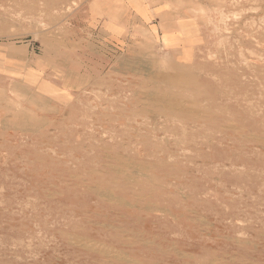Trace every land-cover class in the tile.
<instances>
[{
    "label": "rangeland",
    "instance_id": "1",
    "mask_svg": "<svg viewBox=\"0 0 264 264\" xmlns=\"http://www.w3.org/2000/svg\"><path fill=\"white\" fill-rule=\"evenodd\" d=\"M124 1L0 0V264H264V0H140L145 24ZM116 14L119 43L100 28ZM41 75L73 90L40 95Z\"/></svg>",
    "mask_w": 264,
    "mask_h": 264
},
{
    "label": "bare ground",
    "instance_id": "2",
    "mask_svg": "<svg viewBox=\"0 0 264 264\" xmlns=\"http://www.w3.org/2000/svg\"><path fill=\"white\" fill-rule=\"evenodd\" d=\"M261 1V0H260ZM255 4V3H254ZM261 17V16H260ZM256 20H257V18H256ZM264 26V25H263ZM35 34V33H34ZM254 35V34H253ZM261 36V35H260ZM264 36V35H263ZM250 37V36H249ZM262 38V37H261ZM264 39V38H263ZM258 40V39H257ZM166 41H167V39L163 36V39H162V43L163 44H161V46L162 45H165V43H166ZM252 41V40H251ZM248 42V41H247ZM254 42V41H253ZM262 42H263V40H262ZM255 43H257V42H255ZM239 44V43H238ZM253 45V44H252ZM251 47V46H250ZM256 47H257V45H256ZM238 48V47H237ZM260 49V48H259ZM235 50V49H234ZM264 51V50H263ZM237 52V51H236ZM246 54V53H245ZM264 54V53H263ZM239 56V55H238ZM247 56V55H246ZM250 56V55H249ZM228 57V56H227ZM255 57V56H254ZM199 58V57H198ZM236 58V57H235ZM251 58V57H250ZM256 58V57H255ZM231 59V58H230ZM233 59V58H232ZM245 59V58H244ZM260 59V58H259ZM262 59V58H261ZM215 60V59H214ZM161 61V60H160ZM198 61V60H197ZM228 61V60H227ZM263 61V60H262ZM214 63V62H213ZM228 63V62H227ZM255 63V62H254ZM201 64H203V63H201ZM239 64V63H238ZM264 64V63H263ZM163 66V65H162ZM226 66V65H225ZM224 66V67H225ZM239 67V66H238ZM237 67V68H238ZM258 67V66H257ZM262 67V66H261ZM196 69V68H195ZM197 69H199V68H197ZM157 70V69H156ZM256 70H259V68L258 69H256ZM190 71H192V70H190ZM202 71V70H201ZM211 71V70H210ZM238 71V70H237ZM161 73H163V72H161ZM165 73V72H164ZM206 73V72H205ZM218 73V72H217ZM263 74V73H262ZM155 75H156V73H155ZM159 75H161V74H158L156 77H154V78H159L158 76ZM195 75V74H194ZM206 75V74H205ZM254 75V74H253ZM162 76H163V74H162ZM166 76V75H165ZM171 76H173V75H171ZM164 77V76H163ZM192 77H194V76H192ZM235 77V76H234ZM233 77V78H234ZM262 77V76H261ZM232 78V77H231ZM120 79V78H119ZM160 79V78H159ZM161 79H162V77H161ZM194 79V78H193ZM192 79V80H193ZM196 79V78H195ZM242 79V78H241ZM263 79V78H262ZM187 80H188V78H187ZM192 80H190V81H192ZM219 80V79H218ZM189 81V82H190ZM258 81V80H257ZM262 81V80H261ZM5 82V81H4ZM184 82H186V81H184ZM3 83V82H2ZM146 83V82H145ZM183 83V82H182ZM194 83V82H193ZM232 83V82H231ZM262 83H264V81L262 82ZM73 84V83H72ZM120 84V83H119ZM176 84V83H175ZM186 84V83H185ZM188 84V83H187ZM124 85V84H123ZM135 85V84H134ZM179 85V84H178ZM182 85H184V84H182ZM135 87V86H134ZM209 87V86H208ZM246 87V86H245ZM210 88V87H209ZM240 90V89H239ZM252 90V89H251ZM198 91V90H197ZM6 93V92H5ZM213 93V92H212ZM236 94V93H235ZM258 94V93H257ZM179 95V94H178ZM153 96V95H152ZM151 96V97H152ZM155 96V95H154ZM150 97V96H149ZM216 97V96H215ZM251 97V96H250ZM137 98V97H136ZM156 98V100L157 101H161V100H163V98H162V95L161 96H158V97H155ZM206 98V97H205ZM214 98V97H213ZM212 98V99H213ZM222 98V97H221ZM197 99V98H196ZM251 99H253V98H251ZM258 99V98H257ZM151 100V99H150ZM154 100V99H153ZM177 100V99H176ZM179 100V99H178ZM186 100V99H185ZM200 100V99H199ZM218 99H216V101H217ZM241 100V99H240ZM143 101V100H142ZM173 101V100H172ZM181 101V100H180ZM198 101V100H197ZM195 102V101H194ZM224 102V101H223ZM239 103H241L240 101H238ZM195 103H197V102H195ZM194 103V104H195ZM257 103V102H256ZM263 103V102H262ZM170 104H172V103H170ZM174 104V103H173ZM210 104V103H209ZM226 104V103H225ZM228 104V103H227ZM242 104V103H241ZM181 105V104H180ZM202 105H203V103H202ZM243 105V104H242ZM254 105H256L255 104V102H254ZM100 106V105H99ZM165 106V105H164ZM89 107H91V106H89ZM171 107H173V106H171ZM175 107V106H174ZM256 107V106H255ZM258 107V106H257ZM93 108V107H92ZM178 108V107H177ZM179 108H181V107H179ZM216 108V107H215ZM144 109V108H143ZM199 109V108H198ZM208 109V108H207ZM236 109V108H235ZM254 109V108H253ZM89 110V109H88ZM138 110H139V108H138ZM186 110V109H185ZM196 110H197V108H196ZM240 110V109H239ZM259 110V109H258ZM145 111V110H144ZM158 111V110H157ZM188 111V110H187ZM208 111H210V110H208ZM246 111V110H245ZM92 112V111H91ZM146 112V111H145ZM164 112V111H163ZM227 112V111H226ZM225 112V113H226ZM233 112V111H232ZM214 113H217V112H214ZM218 113H220V112H218ZM234 113V112H233ZM263 113V112H262ZM125 114V113H124ZM189 114H191V113H189ZM235 114V113H234ZM254 114V113H253ZM248 115V114H247ZM262 115V114H261ZM171 116V115H170ZM181 116V115H180ZM211 116V115H210ZM223 116H224V113H223ZM243 116H244V114H243ZM251 116V115H250ZM172 117V116H171ZM204 117V116H203ZM259 117V116H258ZM262 117V116H261ZM178 118V117H177ZM211 118V117H210ZM223 118V117H222ZM224 118H225V116H224ZM230 118V117H229ZM254 118V117H253ZM263 118V117H262ZM166 119V118H165ZM171 119V118H170ZM174 119V118H173ZM180 119V118H179ZM218 119V118H217ZM228 119V118H227ZM248 119V118H247ZM189 120V119H188ZM245 120V119H244ZM249 120H251V119H249ZM255 120V119H254ZM6 121V120H5ZM172 121V120H171ZM170 121V122H171ZM187 121V120H186ZM225 121V120H224ZM223 121V122H224ZM252 121V120H251ZM257 121V120H256ZM255 121V123H258V122H256ZM261 121H263V120H261ZM172 123H174V122H172ZM222 123V122H221ZM43 124V123H42ZM224 124V123H223ZM237 124V123H236ZM251 124H253V123H251ZM179 125V124H178ZM243 125V124H242ZM263 125V124H262ZM153 126V125H152ZM212 126V125H211ZM226 126V125H225ZM228 126V125H227ZM234 126V125H233ZM239 126V125H238ZM159 127V126H158ZM170 127H171V125H170ZM248 127V126H247ZM191 128V127H190ZM159 129H161V128H159ZM222 129V128H221ZM242 129V128H241ZM251 128H249V130H250ZM260 129V128H259ZM261 129H263V128H261ZM260 129V130H261ZM171 130V129H170ZM223 130H225V129H223ZM246 130V129H245ZM248 130V129H247ZM252 130V129H251ZM183 131V130H182ZM231 131V130H230ZM234 131H236L235 129H234ZM5 132V131H4ZM219 132V131H218ZM232 132V131H231ZM251 132V131H250ZM192 133V132H191ZM264 133V132H263ZM1 134V133H0ZM249 134H251V133H249ZM248 134V135H249ZM253 134V133H252ZM3 135V134H2ZM192 135V134H191ZM243 135H245V134H243ZM247 135V134H246ZM11 136V135H10ZM188 136V135H187ZM260 136V135H259ZM261 136H263V135H261ZM90 137V136H89ZM94 137V136H93ZM197 137V136H196ZM251 137V136H250ZM189 138V137H188ZM246 138V137H245ZM5 139V138H4ZM190 139V138H189ZM203 139V138H202ZM231 139V138H230ZM236 139V138H235ZM258 139V138H257ZM261 139V138H260ZM144 140V139H143ZM152 140V139H151ZM214 140H215V138H214ZM216 140H218V139H216ZM237 140V139H236ZM255 140V139H254ZM150 141V140H149ZM238 141H239V139H238ZM244 141V140H243ZM257 141V140H256ZM8 142V141H7ZM152 142V141H151ZM144 143H146V142H144ZM159 143V142H158ZM233 143V142H232ZM91 144V143H90ZM107 144H109V143H107ZM147 144V143H146ZM165 144V143H164ZM245 144V143H244ZM243 144V145H244ZM11 145V144H10ZM82 145V144H81ZM149 145H151V144H149ZM166 145V144H165ZM207 145V144H206ZM214 145V144H213ZM242 145V146H243ZM5 146V145H4ZM14 146V145H13ZM79 146V145H78ZM119 146V145H118ZM193 146V145H192ZM217 146H218V144H217ZM230 146H231V144H230ZM245 146V145H244ZM115 147V146H114ZM184 147V146H183ZM234 147V146H233ZM238 147V146H237ZM13 148V147H12ZM112 148V147H111ZM116 148V147H115ZM198 148V147H197ZM212 148V147H211ZM214 148V147H213ZM241 148V147H240ZM14 149V148H13ZM148 149H150V148H148ZM152 149V148H151ZM198 149H200V148H198ZM207 149V148H206ZM215 149V148H214ZM218 149V148H217ZM233 149V148H232ZM231 149V150H232ZM238 149V148H237ZM242 149H244L245 150V148H242ZM161 150V149H160ZM191 150V149H190ZM230 150V149H229ZM100 151H101V149H100ZM118 151V150H117ZM194 151H196V150H194ZM99 152V151H98ZM103 152V151H102ZM113 152V151H112ZM149 152H150V150H149ZM157 152V151H156ZM167 152V151H166ZM203 152V151H202ZM224 152V151H223ZM233 152V151H232ZM259 152V151H258ZM261 152V151H260ZM106 153V152H105ZM153 153V152H152ZM175 153V152H174ZM216 153V152H215ZM233 153H235V152H233ZM245 153V152H244ZM243 153V154H244ZM261 153H263V152H261ZM99 154V153H98ZM177 154V153H176ZM197 154V153H196ZM200 154V153H199ZM250 154H251V150H250ZM258 154V153H257ZM264 154V153H263ZM109 155V154H108ZM130 155V154H129ZM157 155V154H156ZM155 155V156H156ZM166 155H167V153H166ZM172 155V154H171ZM213 155V154H212ZM212 155H210V156H212ZM233 155V154H232ZM239 155V154H238ZM113 156V155H112ZM197 156V155H196ZM201 156V155H200ZM200 156H199V158H200ZM252 156H254V155H252ZM105 157V156H104ZM114 157V156H113ZM120 157V156H119ZM161 157V156H160ZM215 157V156H214ZM217 157V156H216ZM219 157V156H218ZM218 157H217V159H218ZM233 157V156H232ZM241 157V156H240ZM251 157V156H250ZM155 158V157H154ZM198 158V159H199ZM223 158V157H222ZM247 158H248V156H247ZM262 158V157H261ZM136 159V158H135ZM202 159V158H201ZM204 159V158H203ZM39 160V159H38ZM37 160V161H38ZM175 160V159H174ZM211 160V159H210ZM220 160V159H219ZM233 160H234V158H233ZM246 160V159H245ZM43 161V160H42ZM156 161V160H155ZM168 161V160H167ZM182 161V160H181ZM191 161V160H190ZM222 161V160H221ZM242 161V160H241ZM252 161V160H251ZM100 162V161H99ZM108 162V161H107ZM178 162V161H177ZM183 162V161H182ZM201 162H202V160H201ZM223 162V161H222ZM231 162V161H230ZM247 162H250V161H247ZM254 162V161H253ZM260 162V161H259ZM150 163V162H149ZM153 163V162H152ZM151 163V164H152ZM197 163V162H196ZM200 163V162H199ZM208 163V162H207ZM61 164V163H60ZM100 164V163H99ZM162 164V163H161ZM177 164V163H176ZM186 164V163H185ZM235 164V163H234ZM252 164V163H251ZM257 164H259V163H257ZM64 165V164H63ZM171 165V164H170ZM173 165V164H172ZM182 165H183V163H182ZM187 165H188V163H187ZM246 165V164H245ZM261 165V164H260ZM60 166V165H59ZM79 166V165H78ZM77 166V167H78ZM99 166V165H98ZM130 166H132V165H130ZM136 165H134V167H135ZM159 166V165H158ZM176 166V165H175ZM202 166V165H201ZM200 166V167H201ZM229 166V165H228ZM250 166V165H249ZM264 166V165H263ZM69 167V166H68ZM76 167V169H78ZM103 167V166H102ZM114 167V166H113ZM140 167V166H139ZM142 167V166H141ZM154 167V166H153ZM160 167V166H159ZM173 167V166H172ZM193 167V166H192ZM212 167V166H211ZM223 167V166H222ZM256 167V166H255ZM64 168V167H63ZM71 168V167H70ZM74 168V167H73ZM156 168V167H155ZM182 168V167H181ZM202 168V167H201ZM215 168V167H214ZM228 168H231L230 166L228 167ZM238 168V167H237ZM251 168H253V167H251ZM52 169V168H51ZM75 169V168H74ZM75 169V170H76ZM98 169V168H97ZM100 169V168H99ZM105 169V168H104ZM154 169V168H153ZM160 169V168H159ZM163 169V168H162ZM195 169H196V167H195ZM239 169V168H238ZM250 169V168H249ZM263 169V168H262ZM103 170V169H102ZM187 170V169H186ZM215 170V169H214ZM228 170V169H227ZM233 170V169H232ZM235 170V169H234ZM66 171H67V169H66ZM85 171V170H84ZM93 172H94V170H92ZM106 171V170H105ZM143 171V170H142ZM149 171V170H148ZM163 171V170H162ZM168 170H166V172H167ZM172 171V170H171ZM178 171H180L179 169H178ZM181 171H182V169H181ZM180 171V172H181ZM184 171V170H183ZM221 171V170H220ZM77 172H79L78 170H77ZM119 172V171H118ZM141 172V171H140ZM156 172V171H155ZM169 172V171H168ZM199 172V171H198ZM202 172H203V170H202ZM261 172V171H260ZM56 173V172H55ZM82 173V172H81ZM85 173V172H84ZM138 173V172H137ZM170 173V172H169ZM176 173H178V172H176ZM191 173V172H190ZM240 173V172H239ZM246 173V172H245ZM248 173H252V172H248ZM253 173H254V171H253ZM257 173V172H256ZM255 173V174H256ZM9 174V173H8ZM79 174V173H78ZM86 174V173H85ZM108 174H110V173H108ZM127 174V173H126ZM154 174H157V173H154ZM153 174V175H154ZM164 174V173H163ZM184 174V173H183ZM224 174V173H223ZM254 174V175H255ZM259 174V173H258ZM59 175V174H58ZM83 175V174H82ZM114 175V174H113ZM117 175V174H116ZM115 175V176H116ZM141 175V174H140ZM159 175V174H158ZM161 175V174H160ZM172 175V174H171ZM179 175V174H178ZM185 175H187L186 173H185ZM201 175V174H200ZM216 175V174H215ZM250 175H252V174H250ZM257 175V174H256ZM119 176V175H118ZM143 176V175H142ZM162 177L164 176V175H161ZM184 175H182L181 177H183ZM197 176H198V173H197ZM211 176V175H210ZM210 176H209V178H210ZM218 176H219V174H218ZM233 176V175H232ZM237 176H239V175H237ZM264 176V175H263ZM77 177V176H76ZM86 177V176H85ZM95 177V176H94ZM93 176H92V178L93 179H95ZM98 177V176H97ZM96 177V178H97ZM124 177V176H123ZM149 177V176H148ZM161 177V178H162ZM165 177V176H164ZM179 177V176H178ZM178 177H176V178H178ZM236 177V176H235ZM250 177H252V176H250ZM47 178V177H46ZM64 178V177H63ZM99 178V177H98ZM107 178V177H106ZM119 178V177H118ZM117 178V179H118ZM193 178V177H192ZM205 178V177H204ZM208 178V179H209ZM230 178V177H229ZM237 178V177H236ZM242 178V177H241ZM263 178V177H262ZM80 179H81V177H80ZM85 179V178H84ZM91 179V178H90ZM122 179V178H121ZM168 179V178H167ZM169 179H170V177H169ZM175 179V178H174ZM183 179V178H182ZM212 179V178H211ZM217 179V178H216ZM220 179V178H219ZM223 180H224V178H222ZM228 179V178H227ZM261 179V178H260ZM64 180V179H63ZM72 180V179H71ZM106 180V179H105ZM143 180H145V179H143ZM231 180H232V178H231ZM240 180V179H239ZM242 180V179H241ZM245 180V179H244ZM83 181V180H82ZM90 181V180H89ZM88 181V182H89ZM93 181V180H92ZM108 181V180H107ZM106 181V182H107ZM139 181V180H138ZM175 181V180H174ZM179 181V180H178ZM195 181V180H194ZM202 181V180H201ZM216 181V180H215ZM233 181V180H232ZM254 181V180H253ZM4 182V181H3ZM14 182V181H13ZM75 182V181H74ZM96 182H98V181H96ZM109 182V181H108ZM145 182V181H144ZM148 182V181H147ZM205 182V181H204ZM222 182V181H221ZM236 182V181H235ZM240 182V181H239ZM238 182V183H239ZM257 182V181H256ZM65 183V182H64ZM71 183H72V181H71ZM110 183V182H109ZM126 183V182H125ZM131 183V182H130ZM156 183H158V181L156 182ZM225 183V182H224ZM231 183V182H230ZM242 183V182H241ZM255 183V182H254ZM261 183V182H260ZM43 184V183H42ZM68 184V183H67ZM113 184V183H112ZM146 184V183H145ZM196 184H198V183H196ZM209 184V183H208ZM220 184V183H219ZM222 184V183H221ZM234 184V183H233ZM257 184V183H256ZM263 184V183H262ZM22 185V184H21ZM136 185H138V184H136ZM157 185V184H156ZM179 185V184H178ZM223 185V184H222ZM236 185V184H235ZM255 185V184H254ZM258 185H259V183H258ZM261 185V184H260ZM38 186V185H37ZM119 186V185H118ZM123 186V185H122ZM127 186V185H126ZM140 186V185H139ZM201 186V185H200ZM241 186V185H240ZM251 186V185H250ZM256 186V185H255ZM255 186H253V187H255ZM262 186V185H261ZM70 187V186H69ZM75 187V186H74ZM80 187V186H79ZM102 187H104V186H102ZM135 187V186H134ZM149 187V186H148ZM156 187V186H155ZM154 187V188H155ZM181 187V186H180ZM207 187H208V185H207ZM245 187V186H244ZM6 188V187H5ZM58 188V187H57ZM85 188V187H84ZM98 188V187H97ZM125 188V187H124ZM132 188V187H131ZM141 188V187H140ZM174 188H176V187H174ZM215 188V187H214ZM217 188V187H216ZM246 188V187H245ZM35 189V188H34ZM42 189V188H41ZM96 189V188H95ZM108 189V188H107ZM109 189H111V188H109ZM127 189V188H126ZM162 189V188H161ZM184 189V188H183ZM212 189V188H211ZM220 189V188H219ZM254 189H256V188H254ZM9 190V189H8ZM19 190V189H18ZM17 190V191H18ZM76 190V189H75ZM120 190V189H119ZM150 190V189H149ZM153 190V189H152ZM158 190V189H157ZM169 190V189H168ZM214 191H215V189H213ZM222 190V189H221ZM261 190V189H260ZM31 191V190H30ZM29 191V192H30ZM37 191V190H36ZM54 191V190H53ZM57 191V190H56ZM69 191V190H68ZM88 191V190H87ZM110 191V190H109ZM165 191V190H164ZM189 191V190H188ZM241 191V190H240ZM246 191H247V188H246ZM254 191V190H253ZM264 191V190H263ZM19 192V191H18ZM23 192V191H22ZM26 192V191H25ZM28 192V193H29ZM35 192V191H34ZM61 192V191H60ZM121 192H123V191H121ZM149 192V191H148ZM153 192V191H152ZM197 192V191H196ZM199 192V191H198ZM222 192H224V191H222ZM248 192V191H247ZM45 193V192H44ZM79 193V192H78ZM146 193V192H145ZM261 193V192H260ZM259 193V194H260ZM25 194V193H24ZM51 194V193H50ZM77 194V193H76ZM132 194V193H131ZM154 194V193H153ZM165 194V193H164ZM168 194V193H167ZM180 194V193H179ZM203 194V193H202ZM238 194V193H237ZM256 194V193H255ZM262 194V193H261ZM30 195V194H29ZM32 195H34V194H32ZM54 195V194H53ZM69 195V194H68ZM84 195V194H83ZM140 195V194H139ZM142 195H144V194H142ZM146 195V194H145ZM155 195V194H154ZM163 195V194H162ZM187 195V194H186ZM235 195V194H234ZM248 195V194H247ZM57 196V195H56ZM148 196V195H147ZM168 196V195H167ZM173 196H175V195H173ZM230 196V195H229ZM260 196H262V195H260ZM1 197V196H0ZM40 197V196H39ZM45 197V196H44ZM73 197H75V195L73 196ZM83 197V196H82ZM88 197V196H87ZM118 197H120V196H118ZM141 197V196H140ZM157 197V196H156ZM161 197V196H160ZM188 196H186V198H187ZM223 197V196H222ZM247 197V196H246ZM248 197H249V195H248ZM256 197V196H255ZM254 197V198H255ZM259 197V196H258ZM263 197V196H262ZM14 198V197H13ZM12 198V199H13ZM20 198V197H19ZM48 198V197H47ZM104 198V197H103ZM132 198V197H131ZM166 198V197H165ZM168 198V197H167ZM180 198V197H179ZM184 198V197H183ZM257 198V197H256ZM1 199V198H0ZM43 199V198H42ZM45 199V198H44ZM117 199V198H116ZM135 199V198H134ZM142 199V198H141ZM145 199H146V197H145ZM164 199V198H163ZM172 199V198H171ZM181 199V198H180ZM205 199V198H204ZM234 199V198H233ZM241 199V198H240ZM239 199V200H240ZM251 199V198H250ZM47 200V199H46ZM71 200V199H70ZM81 200V199H80ZM86 200V199H85ZM89 200V199H88ZM87 200V201H88ZM119 200V199H118ZM121 200V199H120ZM144 200V199H143ZM142 200V201H143ZM158 200V199H157ZM183 200V199H182ZM188 200V199H187ZM195 200V199H194ZM207 200H209V199H207ZM225 200V199H224ZM259 200V199H258ZM51 201V200H50ZM108 201V200H107ZM117 201V200H116ZM136 201V200H135ZM144 201H147V200H144ZM149 201V200H148ZM166 201V200H165ZM171 201V200H170ZM179 201V200H178ZM177 201V202H178ZM185 201V200H184ZM191 201V200H190ZM196 201V200H195ZM214 201V200H213ZM231 201V200H230ZM255 201H257V200H255ZM20 202V201H19ZM151 202V201H150ZM159 202H161L160 200H159ZM172 202V201H171ZM174 202H175V200H174ZM191 202H193V201H191ZM211 202V201H210ZM223 202V201H222ZM231 202H233V201H231ZM243 202V201H242ZM258 202V201H257ZM92 203V202H91ZM148 203V202H147ZM163 203V202H162ZM162 203H160V204H162ZM170 203V202H169ZM197 203V202H196ZM206 203H208V202H206ZM220 203V202H219ZM241 203V202H240ZM246 203V202H245ZM250 203V202H249ZM103 204H104V202H103ZM116 204V203H115ZM190 204V203H189ZM193 204V203H192ZM233 204H236V202L235 203H233ZM251 204V203H250ZM16 205V204H15ZM54 205V204H53ZM68 205V204H67ZM73 205V204H72ZM106 205V204H105ZM171 205H172V203H171ZM186 205V204H185ZM195 205V204H194ZM215 205H216V203H215ZM243 205V204H242ZM252 205V204H251ZM14 206V205H13ZM99 206H101V205H99ZM120 206V205H119ZM184 206V205H183ZM217 206V205H216ZM230 206V205H229ZM232 207H233V205H231ZM234 206H236V205H234ZM241 206V205H240ZM248 206V205H247ZM1 207H2V205H1ZM41 207V206H40ZM61 207V206H60ZM67 207V206H66ZM73 207V206H72ZM79 207V206H78ZM86 207V206H85ZM91 207V206H90ZM125 207V206H124ZM180 207V206H179ZM245 207V206H244ZM254 207V206H253ZM6 208H7V206H6ZM42 208V207H41ZM47 208V207H46ZM103 208V207H102ZM133 208V207H132ZM170 208V207H169ZM174 208V207H173ZM199 208V207H198ZM211 208V207H210ZM239 208V207H238ZM248 208V207H247ZM15 209V208H14ZM43 209V208H42ZM67 209V208H66ZM85 209V208H84ZM88 209V208H87ZM95 209V208H94ZM175 209V208H174ZM203 209V208H202ZM232 209V208H231ZM241 209V208H240ZM243 209V208H242ZM26 210V209H25ZM48 210V209H47ZM55 210V209H54ZM69 210V209H68ZM134 210V209H133ZM176 210V209H175ZM192 210V209H191ZM200 210H201V207H200ZM199 210V211H200ZM209 210V209H208ZM214 210V209H213ZM219 210V209H218ZM237 210V209H236ZM264 210V209H263ZM2 211V210H1ZM17 211V210H16ZM28 211V210H27ZM34 211V210H33ZM66 211V210H65ZM74 211H75V209H74ZM77 211V210H76ZM80 211V210H79ZM78 211V212H79ZM113 211V210H112ZM187 211V210H186ZM254 211V210H253ZM259 211V210H258ZM6 212H8V211H6ZM19 212V211H18ZM26 212V211H25ZM35 212V211H34ZM63 212V211H62ZM70 212V211H69ZM100 212V211H99ZM107 212V211H106ZM124 212V211H123ZM173 212V211H172ZM181 212H182V210H181ZM181 212H179V213H181ZM240 212V211H239ZM238 212V213H239ZM242 212V211H241ZM251 212V211H250ZM11 213H12V211H11ZM95 213V212H94ZM125 213H127L126 211H125ZM128 213H130V212H128ZM141 213V212H140ZM213 213V212H212ZM245 213V212H244ZM248 213V212H247ZM0 214H2L1 212H0ZM26 214H28V213H26ZM73 214V213H72ZM84 214V213H83ZM86 214V213H85ZM98 214V213H97ZM131 214V213H130ZM138 214V213H137ZM137 214H135V215H137ZM156 214V213H155ZM191 214V213H190ZM204 214H206L205 212H204ZM216 214V213H215ZM236 214V213H235ZM256 214V213H255ZM261 214V213H260ZM3 215V214H2ZM11 215V214H10ZM23 215V214H22ZM21 215V216H22ZM122 215V214H121ZM207 215V214H206ZM223 215V214H222ZM229 215V214H228ZM227 215V216H228ZM244 215V214H243ZM246 215V214H245ZM5 216V215H4ZM26 216V215H25ZM32 216V215H31ZM34 216V215H33ZM32 216V217H33ZM36 216V215H35ZM62 216V215H61ZM70 216V215H69ZM131 216V215H130ZM145 216V215H144ZM163 216V215H162ZM176 216H177V214H176ZM210 216V215H209ZM233 216H234V214H233ZM262 216H264V215H262ZM7 217H9V216H7ZM26 217H28V216H26ZM42 217V216H41ZM59 217V216H58ZM66 217V216H65ZM71 217V216H70ZM80 217V216H79ZM85 217V216H84ZM126 217V216H125ZM124 217V218H125ZM156 217V216H155ZM158 217V216H157ZM186 217V216H185ZM222 217L223 216H221L220 218L222 219ZM241 217H242V215H241ZM253 217V216H252ZM11 218V217H10ZM13 218V217H12ZM21 218V217H20ZM38 218V217H37ZM57 218V217H56ZM61 218V217H60ZM91 218V217H90ZM102 218H104V217H102ZM128 218V217H127ZM172 218V217H171ZM190 218V217H189ZM215 218V217H214ZM228 218V217H227ZM258 218H260V217H258ZM258 218H256V219H258ZM5 219V218H4ZM47 219V218H46ZM59 219V218H58ZM74 219V218H73ZM107 219V218H106ZM109 219V218H108ZM130 219V218H129ZM134 219V218H133ZM132 219V220H133ZM184 219V218H183ZM213 219V218H212ZM226 218H224V220H225ZM230 219V218H229ZM242 219V218H241ZM244 219V218H243ZM248 219V218H247ZM10 220V219H9ZM16 220V219H15ZM38 220V219H37ZM44 220V219H43ZM90 220V219H89ZM136 220V219H135ZM134 220V221H135ZM160 220V219H159ZM180 220V219H179ZM208 220V219H207ZM218 220V219H217ZM19 221V220H18ZM25 221V220H24ZM27 221V220H26ZM65 221V220H64ZM80 221V220H79ZM105 221V220H104ZM112 221V220H111ZM122 221H123V219H122ZM127 221V220H126ZM137 221V220H136ZM156 221V220H155ZM163 221V220H162ZM174 221V220H173ZM193 221H194V219H193ZM234 221V220H233ZM247 221V220H246ZM249 221V220H248ZM254 221V220H253ZM263 221V220H262ZM14 222V221H13ZM17 222V221H16ZM66 222V221H65ZM75 222H77V221H75ZM107 222V221H106ZM114 222H117V221H114ZM128 222H129V220H128ZM144 222V221H143ZM150 222V221H149ZM165 222V221H164ZM176 222V221H175ZM219 222V221H218ZM235 222V221H234ZM252 222V221H251ZM259 222V221H258ZM19 223H21V221L19 222ZM64 223V222H63ZM74 223V222H73ZM93 223V222H92ZM95 223V222H94ZM110 223V222H109ZM122 223V222H121ZM120 223V224H121ZM133 223V222H132ZM141 223H142V221H141ZM157 223V222H156ZM162 223V222H161ZM185 223V222H184ZM223 223V222H222ZM9 224V223H8ZM14 224V223H13ZM22 224V223H21ZM48 224V223H47ZM91 224V223H90ZM102 224V223H101ZM123 224V223H122ZM147 224V223H146ZM152 224V223H151ZM176 224V223H175ZM179 224V223H178ZM193 224V223H192ZM198 224V223H197ZM207 224V223H206ZM220 224V223H219ZM246 224H248V223H246ZM252 224V223H251ZM255 224V223H254ZM2 225H4V224H2ZM5 225H7V224H5ZM38 225V224H37ZM43 225H44V223H43ZM70 225V224H69ZM114 225V224H113ZM136 225V224H135ZM174 225V224H173ZM190 225H191V223H190ZM199 225V224H198ZM203 225V224H202ZM208 225V224H207ZM225 225V224H224ZM231 225V224H230ZM56 226V225H55ZM62 226V225H61ZM118 226V225H117ZM132 226V225H131ZM147 226V225H146ZM178 226V225H177ZM238 226V225H237ZM260 226V225H259ZM6 227V226H5ZM80 227V226H79ZM120 227H122V226H120ZM124 227V226H123ZM140 227V226H139ZM153 227V226H152ZM179 227V226H178ZM187 227V226H186ZM193 227V226H192ZM223 227V226H222ZM264 227V226H263ZM262 227V228H263ZM25 228V227H24ZM59 228V227H58ZM76 228V227H75ZM91 228V227H90ZM129 228H130V226H129ZM174 228V227H173ZM198 228V227H197ZM239 228V227H238ZM259 228V227H258ZM260 228H261V226H260ZM19 229V228H18ZM48 229V228H47ZM57 229V228H56ZM74 229V228H73ZM121 229V228H120ZM175 229V228H174ZM222 229V228H221ZM242 229H243V227H242ZM241 229V230H242ZM251 229H253V228H251ZM12 230V229H11ZM51 230V229H50ZM50 230H48V231H50ZM77 230H78V228H77ZM76 230V231H77ZM82 230V229H81ZM85 230H86V228H85ZM90 230V229H89ZM101 230V229H100ZM109 230V229H108ZM115 230V229H114ZM151 230V229H150ZM153 230V229H152ZM168 230V229H167ZM179 230V229H178ZM201 231H202V229H200ZM211 230V229H210ZM218 230V229H217ZM235 230V229H234ZM256 230V229H255ZM7 231V230H6ZM28 231V230H27ZM41 231H43V230H41ZM60 231H62V230H60ZM70 231V230H69ZM84 231V230H83ZM87 231V230H86ZM92 231V230H91ZM143 231V230H142ZM223 231H224V229H223ZM237 232H238V229L236 230ZM262 230H260V232H261ZM24 232V231H23ZM30 232H31V230H30ZM38 232H40V231H38ZM54 232V231H53ZM80 231H78V233H79ZM85 232V231H84ZM101 232V231H100ZM148 232V231H147ZM160 232V231H159ZM173 232V231H172ZM222 232V231H221ZM55 233V232H54ZM74 233V232H73ZM97 233V232H96ZM116 233V232H115ZM161 233V232H160ZM165 233H167V232H165ZM180 233V232H179ZM193 233V232H192ZM194 233H195V231H194ZM202 233V232H201ZM208 233V232H207ZM231 233H232V231H231ZM246 233V232H245ZM264 233V232H263ZM3 234V233H2ZM7 234V233H6ZM38 234V233H37ZM51 234V233H50ZM57 234V233H56ZM68 234V233H67ZM75 234H77V233H75ZM105 234V233H104ZM114 234V233H113ZM151 234H153V233H151ZM189 234H190V232H189ZM33 235V234H32ZM79 235V234H78ZM97 235H98V233H97ZM102 235H103V233H102ZM109 235V234H108ZM129 235V234H128ZM145 235V234H144ZM191 235V234H190ZM195 235V234H194ZM65 236V235H64ZM112 236V235H111ZM114 236V235H113ZM116 236V235H115ZM124 236V235H123ZM164 236V235H163ZM199 236V235H198ZM205 236V235H204ZM210 236V235H209ZM208 236V237H209ZM212 236V235H211ZM223 236V235H222ZM228 236V235H227ZM238 236V235H237ZM258 236V235H257ZM39 237V236H38ZM101 237V236H100ZM213 237V236H212ZM4 238V237H3ZM10 238V237H9ZM43 238H44V236H43ZM74 238V237H73ZM76 238H78V237H76ZM148 238V237H147ZM185 238V237H184ZM221 238V237H220ZM245 238H247V237H245ZM30 239V238H29ZM39 239V238H38ZM37 239V240H38ZM72 239V238H71ZM82 240H83V238H81ZM106 239V238H105ZM125 239V238H124ZM153 239V238H152ZM173 239V238H172ZM187 239V238H186ZM213 239V238H212ZM222 239V238H221ZM5 240V239H4ZM8 240V239H7ZM33 240H34V238H33ZM49 240V239H48ZM62 240V239H61ZM75 240V239H74ZM127 240V239H126ZM125 240V241H126ZM136 240V239H135ZM144 240V239H143ZM199 240V239H198ZM220 240V239H219ZM253 240V239H252ZM65 241V240H64ZM115 241H116V239H115ZM155 241V240H154ZM161 241V240H160ZM159 241V242H160ZM171 241V240H170ZM173 241V240H172ZM179 241H181V240H179ZM184 241V240H183ZM186 241V240H185ZM196 241V240H195ZM216 241V240H215ZM223 241V240H222ZM253 241H255V240H253ZM262 240H260V242H261ZM3 242V241H2ZM5 242V241H4ZM9 242V241H8ZM28 242V241H27ZM59 242V241H58ZM73 242V241H72ZM75 242V241H74ZM78 242V241H77ZM85 242H88V240L86 241L85 240ZM111 242V241H110ZM120 242V241H119ZM130 242H131V240H130ZM176 242V241H175ZM201 242V241H200ZM233 242V241H232ZM236 242V241H235ZM259 242V243H260ZM11 243V242H10ZM96 243V242H95ZM165 243V242H164ZM225 243V242H224ZM245 243V242H244ZM262 243V242H261ZM1 244V243H0ZM36 244V243H35ZM38 244V243H37ZM63 244V243H62ZM75 244H77V243H75ZM78 244H79V242H78ZM88 244V243H87ZM93 244H94V242H93ZM92 243H91V245H93ZM97 245H98V243H96ZM119 244V243H118ZM142 244V243H141ZM144 244V243H143ZM147 244V243H146ZM145 244V245H146ZM188 244H189V242H188ZM204 244V243H203ZM217 244V243H216ZM251 244H253V243H251ZM258 244V243H257ZM49 245V244H48ZM81 245V247H83L84 248V246H83V244H80ZM85 245H86V243H85ZM121 245V244H120ZM172 245V244H171ZM184 245V244H183ZM218 245V244H217ZM228 245V244H227ZM239 245V244H238ZM264 245V244H263ZM9 246V245H8ZM12 246V245H11ZM18 246V245H17ZM24 246V245H23ZM68 246V245H67ZM89 246V245H88ZM87 246V247H88ZM114 246V245H113ZM157 246V245H156ZM185 246V245H184ZM192 246V245H191ZM200 246V245H199ZM215 246V245H214ZM221 246V245H220ZM241 246V245H240ZM7 247V246H6ZM26 247V246H25ZM53 247V246H52ZM65 247V246H64ZM71 247V246H70ZM95 247V246H94ZM93 247V249H95ZM106 247V246H105ZM147 247V246H146ZM188 247V246H187ZM197 246L195 245V248H196ZM222 247V246H221ZM236 247V246H235ZM258 247V246H257ZM262 247V246H261ZM41 248V247H40ZM98 248V247H97ZM96 248V249H97ZM108 248V247H107ZM106 248V249H107ZM159 248V247H158ZM189 248V247H188ZM194 248V249H195ZM201 248V247H200ZM213 248H215V247H213ZM223 248V247H222ZM262 248H264V247H262ZM3 249V248H2ZM1 249V250H2ZM35 249V248H34ZM66 249V248H65ZM95 249V250H96ZM132 249H135V248H133L132 247ZM191 249V248H190ZM198 249V248H197ZM218 249V248H217ZM248 249V248H247ZM0 250V251H1ZM15 250V249H14ZM37 250V249H36ZM44 250V249H43ZM90 250H92L91 248H90ZM99 250V249H98ZM97 250V251H98ZM101 250H102V246H101ZM131 250V249H130ZM159 250V249H158ZM164 250V249H163ZM199 250V249H198ZM206 250V249H205ZM209 250V249H208ZM207 250V251H208ZM258 250V249H257ZM3 251H5V250H3ZM17 251V250H16ZM19 251V250H18ZM54 251V250H53ZM67 251V250H66ZM66 251L64 252V253H66ZM89 251V250H88ZM103 251H104V249H103ZM102 251V252H103ZM107 251V250H106ZM139 251V250H138ZM148 251V250H147ZM154 251H155V249H154ZM157 251V250H156ZM162 251V250H161ZM172 251V250H171ZM202 251V250H201ZM218 251V250H217ZM230 251V250H229ZM236 251V250H235ZM240 251V250H239ZM25 252V251H24ZM36 252V251H35ZM101 251L99 250V253H100ZM109 252H110V250H109ZM132 252V251H131ZM168 252V251H167ZM222 252V251H221ZM226 252V251H225ZM261 252V251H260ZM14 253V252H13ZM36 253H38V252H36ZM43 253V252H42ZM46 253V252H45ZM54 253V252H53ZM113 254L115 253V252H112ZM112 253L110 252V254L112 255ZM169 253V252H168ZM171 253V252H170ZM217 253H219V252H217ZM224 253V252H223ZM227 253H228V250H227ZM230 253V252H229ZM262 253V252H261ZM17 254V253H16ZM33 254V253H32ZM63 254V253H62ZM117 254V253H116ZM134 254H137V253H134ZM142 254H144V253H142ZM142 254L140 253V255L142 256ZM159 254V253H158ZM194 254H195V252H194ZM199 254V253H198ZM216 254V253H215ZM221 254V253H220ZM18 255V254H17ZM20 255V254H19ZM58 255V254H57ZM77 255V254H76ZM88 255V254H87ZM119 255V254H118ZM137 255H139V254H137ZM148 255V254H147ZM150 255H152V254H150ZM214 255V254H213ZM230 255H231V253H230ZM243 255H245V254H243ZM260 255V254H259ZM32 256V255H31ZM41 256V255H40ZM48 256V255H47ZM84 256V255H83ZM121 256H123V255H121ZM154 256V255H153ZM156 256V255H155ZM200 256V255H199ZM204 256V255H203ZM219 257H222L221 255H218ZM15 257V256H14ZM48 257H50V256H48ZM47 257V258H48ZM64 257V256H63ZM71 257V256H70ZM146 257V256H145ZM159 258H161L160 256H158ZM164 257H166V256H164ZM198 257V256H197ZM237 257V256H236ZM32 258V257H31ZM40 258V257H39ZM124 258H125V256H124ZM134 258H136V257H134ZM150 258V257H149ZM157 258V257H156ZM169 258V257H168ZM195 258V257H194ZM235 258V257H234ZM245 258V257H244ZM22 259H24V257L22 258ZM45 259V258H44ZM73 259V258H72ZM103 259H105V258H103ZM127 259V258H126ZM139 259V258H138ZM18 260V259H17ZM25 260V259H24ZM35 260V259H34ZM78 260V259H77ZM84 260V259H83ZM87 260V259H86ZM89 260V259H88ZM152 260V259H151ZM170 260V259H169ZM201 260V259H200ZM203 260V259H202ZM229 260V259H228ZM236 260V259H235ZM242 260H245V259H242ZM249 260V259H248ZM26 261V260H25ZM38 261V260H37ZM117 261V260H116ZM144 261H146V260H144ZM156 261V260H155ZM154 261V262H155ZM176 261V260H175ZM179 261V260H178ZM183 261V260H182ZM198 261V260H197ZM231 261V260H230ZM238 261H240V260H238ZM16 262V261H15ZM28 262V261H27ZM52 262V261H51ZM81 262V261H80ZM80 262H79V264H80ZM93 262V261H92ZM99 262V261H98ZM114 262V261H113ZM137 262V261H136ZM143 262V261H142ZM153 262V261H152ZM151 262V263H152ZM170 262V261H169ZM180 262V261H179ZM189 262V261H188ZM199 262V261H198ZM202 262V261H201ZM200 262V263H201ZM259 262V261H258ZM4 263V262H3ZM2 263V264H3ZM9 263V262H8ZM35 263V262H34ZM47 263V262H46ZM70 263V262H69ZM75 263V262H74ZM94 263V262H93ZM103 263H104V261H103ZM159 263V262H158ZM165 263V262H164ZM171 263V262H170ZM183 263V262H182ZM191 263V262H190ZM193 263V262H192ZM206 263V262H205ZM209 263V262H208ZM207 263V264H208ZM219 263V262H218ZM226 263V262H225ZM229 263V262H228ZM11 264V263H10ZM28 264H29V262H28ZM44 264V263H43ZM62 264V263H61ZM64 264V263H63ZM108 264V263H107ZM117 264V263H116ZM143 264V263H142ZM147 264V263H146ZM160 264V263H159ZM184 264V263H183ZM202 264V263H201ZM231 264V263H230ZM238 264V263H237ZM248 264H249V262H248ZM256 264V263H255Z\"/></svg>",
    "mask_w": 264,
    "mask_h": 264
},
{
    "label": "crops",
    "instance_id": "3",
    "mask_svg": "<svg viewBox=\"0 0 264 264\" xmlns=\"http://www.w3.org/2000/svg\"><path fill=\"white\" fill-rule=\"evenodd\" d=\"M135 2L136 1H134V0H131L130 2L124 1L123 12L125 10H132L133 12H135L136 16L139 18V20L141 21L142 24L150 22L151 18L155 14V11L150 8L149 4H145L144 2H142L140 0L137 1L138 3H135ZM103 8L105 9V4H104ZM96 10H95V12H96ZM145 11H146V15H143V12H145ZM125 12H127V11H125ZM117 14L114 16H109L108 18L105 17V19H103L104 21L102 23H100V25H101L100 28L105 32V34L107 36L108 35L110 36L109 38L106 37V41L111 40L112 42L119 43V41H121L123 39L124 31L121 30V28H120V25H119V23H120L119 16L120 15L118 14L119 15L118 16ZM182 25L184 26V24H180L175 28H169L170 30L169 29L164 30L165 32H162V33L160 32V34L158 33L160 45L163 44L162 43L163 36L167 39V41H166L165 45H162V47H164L167 50L174 49L176 47V45L181 44V43H185L184 36L186 34L183 33ZM158 26L156 24L154 26H151L150 31H152L154 33H156L157 31L159 32V29L157 28ZM36 84L38 86V89H37L38 94H40V95L46 94V95H49V96H52L55 98H62V96L64 95V92H69V91L73 90V87H70V85H67V84H66V86L62 85V84L58 85L57 83L53 84V86L50 84H49L50 86H48V84L43 85L42 84V75L39 76Z\"/></svg>",
    "mask_w": 264,
    "mask_h": 264
}]
</instances>
